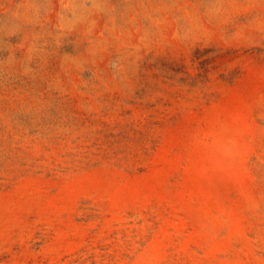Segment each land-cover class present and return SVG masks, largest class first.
<instances>
[{"label":"rangeland","instance_id":"1","mask_svg":"<svg viewBox=\"0 0 264 264\" xmlns=\"http://www.w3.org/2000/svg\"><path fill=\"white\" fill-rule=\"evenodd\" d=\"M0 264H264V0H0Z\"/></svg>","mask_w":264,"mask_h":264}]
</instances>
